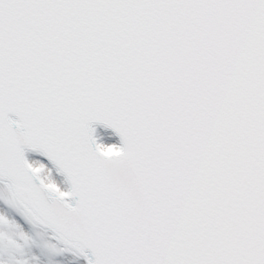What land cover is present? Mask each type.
<instances>
[{
    "label": "snow or ice",
    "instance_id": "6c2138e0",
    "mask_svg": "<svg viewBox=\"0 0 264 264\" xmlns=\"http://www.w3.org/2000/svg\"><path fill=\"white\" fill-rule=\"evenodd\" d=\"M0 264H264V0H0Z\"/></svg>",
    "mask_w": 264,
    "mask_h": 264
}]
</instances>
